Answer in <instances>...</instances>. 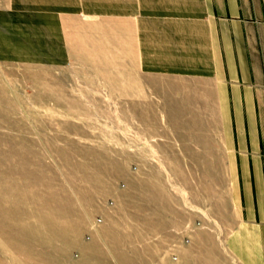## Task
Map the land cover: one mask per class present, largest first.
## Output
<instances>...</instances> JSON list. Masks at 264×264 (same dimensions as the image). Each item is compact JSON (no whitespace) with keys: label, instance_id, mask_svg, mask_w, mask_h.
<instances>
[{"label":"rangeland","instance_id":"obj_1","mask_svg":"<svg viewBox=\"0 0 264 264\" xmlns=\"http://www.w3.org/2000/svg\"><path fill=\"white\" fill-rule=\"evenodd\" d=\"M122 63L0 64V264H238L224 163L165 162Z\"/></svg>","mask_w":264,"mask_h":264},{"label":"crops","instance_id":"obj_2","mask_svg":"<svg viewBox=\"0 0 264 264\" xmlns=\"http://www.w3.org/2000/svg\"><path fill=\"white\" fill-rule=\"evenodd\" d=\"M126 56L145 79L115 81L128 85L136 129L162 153L179 149L165 162L224 163L226 248L264 264V0H0V64Z\"/></svg>","mask_w":264,"mask_h":264},{"label":"built area","instance_id":"obj_3","mask_svg":"<svg viewBox=\"0 0 264 264\" xmlns=\"http://www.w3.org/2000/svg\"><path fill=\"white\" fill-rule=\"evenodd\" d=\"M99 223L101 222V220L100 221H98Z\"/></svg>","mask_w":264,"mask_h":264}]
</instances>
